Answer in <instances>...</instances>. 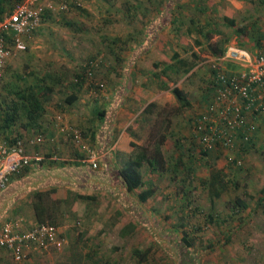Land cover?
Here are the masks:
<instances>
[{
  "label": "rangeland",
  "instance_id": "1",
  "mask_svg": "<svg viewBox=\"0 0 264 264\" xmlns=\"http://www.w3.org/2000/svg\"><path fill=\"white\" fill-rule=\"evenodd\" d=\"M53 1L58 0L44 2ZM68 1V12L51 15L28 50L6 64L0 134L24 137V129L31 131L45 120L59 131L56 113L78 115L80 126L69 124L82 133L85 146L80 148L99 154V165L109 169L95 173L72 167L68 203L55 205L52 199L49 204L65 245L24 264H264V125L253 147L238 152L220 148L208 156L200 154L192 129L201 101L210 95L212 47L235 43L255 51L258 41L263 47L264 0ZM226 18L236 26L230 27ZM183 59L196 61L189 74L175 82L158 77L164 63ZM174 88L186 93L191 107H180ZM31 92L42 111L34 114L30 108L29 115L21 96ZM72 95L80 107L75 102L67 112ZM150 105L153 114L144 116ZM104 107L102 131L112 142L100 154L90 134L100 129L95 111ZM123 135L130 140L128 152H115ZM163 136L169 171L152 176L156 194L141 206L135 194L125 192L116 175L120 167L112 164H124L141 148L154 149ZM189 148L193 163L183 151ZM78 152L82 156L69 163L88 160L87 149ZM179 161H184L181 166ZM146 171L147 166L145 180L150 177ZM98 174L100 183L94 179ZM89 178L93 182H83ZM77 195L95 199L77 200ZM238 200L245 209L235 207ZM26 210L24 216L31 213ZM130 224L135 230L124 237L121 231ZM0 264L17 263L8 259Z\"/></svg>",
  "mask_w": 264,
  "mask_h": 264
},
{
  "label": "built area",
  "instance_id": "2",
  "mask_svg": "<svg viewBox=\"0 0 264 264\" xmlns=\"http://www.w3.org/2000/svg\"><path fill=\"white\" fill-rule=\"evenodd\" d=\"M44 1L24 0L0 19V81L7 61L28 50L29 41L44 26L47 15L69 10L68 0ZM210 62L213 94L206 110L192 122L193 133L205 151L216 148L239 151L256 137L258 123L264 120V50L253 53L233 43L226 47L223 56ZM58 120L61 121V117ZM59 130L76 146L82 145L79 130L70 126ZM45 142L42 135L35 139L38 145ZM85 149L89 154L86 162L93 169L100 168L101 156L90 148ZM42 160V157L27 154L22 137L0 134V190L7 187L12 176L20 174L34 161ZM236 165L241 166L242 161L236 160ZM64 245L65 239L57 225H27L22 219H16L0 228V250L7 251L17 264L31 262L38 253L60 251Z\"/></svg>",
  "mask_w": 264,
  "mask_h": 264
},
{
  "label": "crops",
  "instance_id": "3",
  "mask_svg": "<svg viewBox=\"0 0 264 264\" xmlns=\"http://www.w3.org/2000/svg\"><path fill=\"white\" fill-rule=\"evenodd\" d=\"M12 11H8V12L6 11L0 19H2L4 16L11 13ZM262 42H264V39L262 40ZM259 51H261V48L255 50V51H251V52L256 53ZM21 54L22 53H20V55ZM13 58H15V57H13ZM13 58H11V59H13ZM10 60H8L7 63H9ZM6 66L7 65H5V69H6ZM230 68H232V67L230 66ZM5 69H4V71H5ZM76 102L77 103L75 105L80 107V105H79L80 99L79 98L77 99ZM207 103L208 102H206V99L204 97L203 101H201V103H200L202 105L201 106L202 110L199 111V114H201L202 112H204L206 110ZM67 105L68 106L66 108V111L67 112L71 111V109L69 108V105H71V104L67 103ZM107 106H105V107L107 108ZM105 107H104V109H106ZM82 110H83V108H82ZM199 114H198V116H199ZM63 115H64V117H66V113H63V114L61 112L59 114L56 113V116L54 118L57 121V124H59L60 126H71L69 123L79 125L78 124L79 119L77 118V117H79L78 115L73 116L72 114L68 113V115L65 119H64ZM58 117H61L62 121H59ZM70 117H71V120H70ZM63 119H64V121H63ZM73 120H75V121H73ZM98 123H99L100 129L99 130L94 129L92 131V133L90 134V136L93 135L92 140H93L94 144L96 143L95 147L98 149V152L100 154H104L106 149L110 146L109 143L112 142V141H110L112 139V136L110 139V137H109L110 135L108 134V132L105 128H104L105 131H102L104 123L102 124L101 122H99V120H98ZM258 124L260 126L264 125V120L259 121ZM52 126L49 122H47L45 120V122L38 124L37 127H35L34 129H31V131H30V129H24V132L21 133L24 135V137H22V138L24 139L25 144H26L27 154H29L32 157H36V156L42 157L43 160L40 162L34 161L30 166L24 168L20 174L12 176L7 187L3 190H0V228L5 223H7L9 221L16 220V218H21L23 221L24 220L36 221V218H35V215L33 212V197H34L35 193H45L46 198L49 201L52 199L53 200L54 199L65 200V198H66L65 192L67 194V190H70V186H69L70 185V175L69 174H70V171L74 169L72 167L78 166L76 169L84 170L85 172H86V170H88V172L90 170L91 172L93 171L95 173L97 171H98L97 173H102V171L103 172L108 171L109 165H106L104 167H102V165L101 166L99 165L100 166V171H99L98 170L99 168L93 169L91 167V165L87 164V162L85 160L78 161V163H76V164L69 163V159L71 161H73L74 158H78L79 155L82 156L81 153H79L78 151L80 150L81 152L82 151L84 152L85 148H80L82 146L83 147L85 146L84 139H83V143L81 146H76V144H74V142L72 140L68 139L66 137V135L63 134L60 130L54 131ZM41 132H42V134H40ZM258 134H259V131H258ZM258 134L256 135L255 140H257V137L259 138ZM41 135L46 139V142L42 145L35 144V139ZM7 136L11 137V135H9V134ZM15 136H16V134H15ZM15 136H13V137H15ZM87 141L89 143L91 141V139L89 138V139H87ZM117 141L115 143V147H116L115 152H118V151L128 152V149L125 146V144L128 145L130 140L128 138H126L125 135H123V136H121L120 140H117ZM85 142H86V139H85ZM88 143H86V144L89 147H91L92 145L90 143L89 144ZM71 146L73 147V151L70 150V148H72ZM64 158H66V159H64ZM117 162L118 161L114 160L113 164H112L116 168H118V167L122 168L123 165L126 163L125 162L124 164H122L121 162L120 163H117ZM110 166H111V164H110ZM99 176L100 175L98 174V177L94 178L98 182L100 181L98 179ZM81 178H83V177L80 175L77 179L79 180ZM88 180L90 182H93V180H91L90 178L87 180H84L83 182L86 183ZM64 181H66V182H64ZM66 183H68V184H66ZM50 192H52V193H50ZM26 208H29L31 213L28 214L27 216H24V214L29 213L26 210ZM8 259H10L12 262H14L12 257L10 256V254L7 251L0 250V260L4 261V260H8Z\"/></svg>",
  "mask_w": 264,
  "mask_h": 264
},
{
  "label": "trees",
  "instance_id": "4",
  "mask_svg": "<svg viewBox=\"0 0 264 264\" xmlns=\"http://www.w3.org/2000/svg\"><path fill=\"white\" fill-rule=\"evenodd\" d=\"M23 1L24 0H0V18L4 15L6 11L7 12L12 11L17 5L21 4ZM49 17L50 15H47L46 20ZM225 21L229 22L230 27L236 26L235 22L229 20L228 18H226ZM262 38L264 39V33L262 35ZM207 40H209V38ZM257 43H258V46L261 48V51L264 50V47H262L260 41H258ZM225 49L224 48L220 49L216 46L212 47V50L215 53L214 55L215 57L223 56L225 53ZM160 65L156 64V67L159 68ZM195 66H196V61H190L188 59L172 61V63H168V64L164 63L160 71V75H158V77L160 78L166 77L169 81L175 82L178 80V78L189 74L195 68ZM163 88L169 89V86L165 85ZM208 90H209L208 94L210 93V95L205 96L206 102L210 100L213 94L210 86L208 87ZM172 93L176 97V99L179 101L181 108L187 109L191 107V103L184 91H182L179 88H174L172 89ZM21 98L23 99V106L27 108V113L29 115L30 114L32 115V109H33L34 114H37L38 112L42 111V103L36 94L31 92V94H28V96L24 97V95H22ZM77 99L78 98L75 95H72V97L68 98L66 102L68 104H73L74 102L77 101ZM152 106L154 105H150L145 110V112L143 113L144 116L153 114L151 110ZM28 110L30 111L28 112ZM107 113H108L107 109L98 110L95 112V116L97 120H99V122L103 124L105 122ZM12 119L13 118L11 117L10 121H12ZM258 131H259V128H258ZM19 137H22V136H19ZM194 137L196 141L198 142V137L196 135H194ZM165 141H166V137L163 136L161 141L155 145L154 149L148 150L147 148H141L139 153H137L135 157L130 158L123 165L122 168H119L116 171L118 180L122 183V186L124 187L125 192L129 194H135L136 195L135 200L137 201L139 205L147 203V201L151 199L152 197H154L156 194V189L153 183L154 180L152 179V176L163 175V173L169 171V166L166 162V159L163 153V146H164ZM254 142H255V138L251 140L250 142L246 143L240 150H243L244 148L247 149V148L253 147ZM200 148H201L200 154L202 153L204 156H208L211 154L214 155L218 151H220V148H216L215 151L214 150L205 151L201 146ZM192 149L193 148H189L188 150L183 149L184 154H187V158L191 160V163H193L195 160L193 159L195 157L194 156L195 154L192 153L191 151ZM183 162L179 161V166H181ZM232 163L236 165V159ZM145 166L148 167V171H146V173H148L150 176L147 180H145V173L143 172V169ZM177 166H178V163H177ZM76 199L77 200H93L95 198L91 196L77 195ZM63 203H68V200L67 201L65 200V202L60 201V200H53L52 202V204H55V205L63 204ZM49 204L51 203L46 198L45 193H35L33 197V211H34V215L36 218V224H50V225L56 224L57 220ZM235 207L237 209L239 207L245 209L246 204L238 200L237 202H235ZM129 229L135 230L134 225L130 224L124 227V229L121 231V234L125 237L129 233L127 232ZM149 250H147L142 255L143 256L147 255L149 253ZM135 253L137 256L141 258L140 251H136Z\"/></svg>",
  "mask_w": 264,
  "mask_h": 264
}]
</instances>
